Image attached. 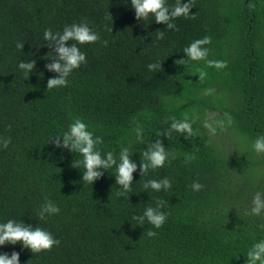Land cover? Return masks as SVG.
Returning <instances> with one entry per match:
<instances>
[{"label": "trees", "instance_id": "16d2710c", "mask_svg": "<svg viewBox=\"0 0 264 264\" xmlns=\"http://www.w3.org/2000/svg\"><path fill=\"white\" fill-rule=\"evenodd\" d=\"M190 14L169 30L151 18L138 21L130 0H0V137L11 140L0 149V223L15 219L60 240L39 254L20 243L0 253H19L20 264H246L252 244L264 239V214H248L264 191V154L233 142L252 148L264 135V0H192ZM81 22L100 39L78 45L86 63L66 86L47 90L57 74L46 64L56 53L43 33ZM205 36L207 56L187 59L184 48ZM21 60L35 61L27 78ZM153 62L159 72L147 69ZM173 118L189 120L192 134L164 136ZM76 119L99 137L102 156L111 151L118 161L120 148H129L138 165L130 192L121 195L115 165L94 184L83 182V157L49 141ZM221 131L237 154L225 151ZM157 140L175 159L141 176V153ZM163 177L168 191L144 189ZM193 182L203 187L194 191ZM45 199L60 212L40 219ZM158 200L166 202L164 225H135L132 217ZM148 229L156 235L148 237Z\"/></svg>", "mask_w": 264, "mask_h": 264}, {"label": "clouds", "instance_id": "9594fccd", "mask_svg": "<svg viewBox=\"0 0 264 264\" xmlns=\"http://www.w3.org/2000/svg\"><path fill=\"white\" fill-rule=\"evenodd\" d=\"M130 5L138 21L147 22L151 18L158 24L166 25L169 30L174 28L173 21L176 18L194 16L190 14L192 0H179L178 3L172 6L168 4L167 0H130ZM156 34L157 39H162L164 31H158ZM43 39L44 41L55 42L56 55L51 59V63L46 64L47 71L57 74L47 80V90H49L66 86L68 78L73 71L86 63L85 53L80 50L78 45L95 43L100 37L86 22H81L66 25L62 32H53L51 29H45ZM104 43L107 44V41ZM209 43L210 38L205 36L203 39L194 40L184 48L183 52L186 54L187 59H204L208 54V49L203 46ZM23 45L21 42L16 43L18 49H22ZM184 60L186 59L177 62ZM208 64L216 68H224L226 66L224 61L209 60ZM18 68L23 71L27 78L35 68V61L21 60L18 63ZM147 69L150 72H159L161 64L159 62L149 63ZM198 76L202 80L205 73H200ZM173 131L184 133L185 138H187V136L192 134V123L187 119L176 120L173 118L168 133L164 136ZM142 135L143 129L138 126L136 128V140H142ZM49 141H53L57 149L66 148L72 153L73 151L79 153L83 157V182L94 184L101 178L104 171L115 165V182L116 185L120 186L121 195L131 191L133 173L137 171L138 165L131 159L128 147L120 148L118 161L111 151L102 156L100 150L95 147L100 142L99 137L94 139L93 134L88 131L87 125L80 119L74 120L63 135L57 134ZM10 143V138L0 137V149H7ZM252 148L256 153L264 154V135L256 137L252 142ZM141 157L142 161L139 165V170L141 176H145L148 170L162 168L166 162L175 159V154L171 150L166 149L162 142L157 140L155 144L147 146V150L141 153ZM191 159V156L186 155L185 163ZM77 168H79V162L77 163ZM171 186V181L168 177H163L160 180L150 179L143 185L144 189L150 188L155 192L168 191ZM191 187L194 191H199L203 186L199 182H193ZM165 203V201L158 200L155 207L148 206L141 215H134L132 220L136 222L135 225L141 226L147 221L153 228H161L167 220L166 213L161 210ZM59 212L60 208L53 200L45 199L39 207L38 216L40 219H45L46 217L57 215ZM248 214L253 216L264 214V194L257 192L254 195ZM259 227L264 228V225ZM146 235L154 237L156 232L148 229ZM17 243H20L22 248L29 249L33 254H39L52 250L53 247L60 244V240L39 226L32 227L15 219L0 223V247L16 245ZM245 256L247 257L246 264H264V239L254 242ZM0 264H20L19 253L13 252L11 256L7 253H0Z\"/></svg>", "mask_w": 264, "mask_h": 264}, {"label": "rangeland", "instance_id": "374dc122", "mask_svg": "<svg viewBox=\"0 0 264 264\" xmlns=\"http://www.w3.org/2000/svg\"><path fill=\"white\" fill-rule=\"evenodd\" d=\"M210 117L209 120H212V115H208ZM209 120H206L207 122ZM217 139L219 141H225V151L230 155V154H233V153H236L237 154V151L235 150V146L229 141L228 139V135L226 133H223L222 131L220 132L219 136L217 137ZM237 145V148L239 151H244V152H249V151H253V149L244 141H240V142H233ZM240 182H243L240 180V178H238ZM239 182V183H240ZM262 194H264V191L261 192Z\"/></svg>", "mask_w": 264, "mask_h": 264}]
</instances>
